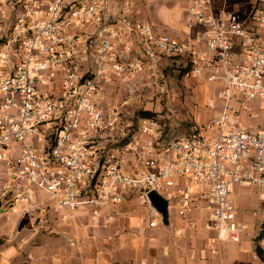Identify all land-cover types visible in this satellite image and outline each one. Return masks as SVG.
Returning <instances> with one entry per match:
<instances>
[{
  "label": "built area",
  "instance_id": "obj_1",
  "mask_svg": "<svg viewBox=\"0 0 264 264\" xmlns=\"http://www.w3.org/2000/svg\"><path fill=\"white\" fill-rule=\"evenodd\" d=\"M138 12L135 0H0V205L25 203L38 222L84 211L99 224L135 201L155 227V192L167 212L203 210L204 229L239 242L247 225L232 186H254L264 204V0L248 10L187 0L185 38L156 32ZM163 58L219 84L202 128L169 138L156 116L133 122L107 103L108 82ZM255 214L260 235L264 207Z\"/></svg>",
  "mask_w": 264,
  "mask_h": 264
},
{
  "label": "crops",
  "instance_id": "obj_2",
  "mask_svg": "<svg viewBox=\"0 0 264 264\" xmlns=\"http://www.w3.org/2000/svg\"><path fill=\"white\" fill-rule=\"evenodd\" d=\"M178 36H187L184 24ZM231 197L238 218L247 225L239 242L220 240L214 230L204 229L203 210L186 218L170 210L155 227H148L146 210L135 201L110 208L115 213L111 221L102 217L99 224L84 211L71 213L60 225L51 211L40 222L37 214L24 215L25 203L14 211L0 208V264H264V233L257 235L261 216L255 214L264 204L257 189L234 185ZM34 198L45 195L36 190ZM178 229L183 232L178 234Z\"/></svg>",
  "mask_w": 264,
  "mask_h": 264
},
{
  "label": "rangeland",
  "instance_id": "obj_3",
  "mask_svg": "<svg viewBox=\"0 0 264 264\" xmlns=\"http://www.w3.org/2000/svg\"><path fill=\"white\" fill-rule=\"evenodd\" d=\"M252 2L212 0L215 7L225 10H248ZM186 7L187 0H139L137 8L141 19L156 32L179 38ZM218 88V83L195 78L180 63L163 58L152 68H144L135 78L108 82L107 103L129 109L133 122L137 117L156 116L162 134L169 138L188 133L195 126L202 128L214 113L205 105L206 98L215 96ZM256 102L263 106L264 114V98ZM0 208L9 211L1 205ZM65 222L59 218L58 224L64 225Z\"/></svg>",
  "mask_w": 264,
  "mask_h": 264
},
{
  "label": "water",
  "instance_id": "obj_4",
  "mask_svg": "<svg viewBox=\"0 0 264 264\" xmlns=\"http://www.w3.org/2000/svg\"><path fill=\"white\" fill-rule=\"evenodd\" d=\"M148 196L151 201V204L158 211H160L162 218H166L167 217L166 201L161 196L156 194L155 192H150Z\"/></svg>",
  "mask_w": 264,
  "mask_h": 264
},
{
  "label": "trees",
  "instance_id": "obj_5",
  "mask_svg": "<svg viewBox=\"0 0 264 264\" xmlns=\"http://www.w3.org/2000/svg\"><path fill=\"white\" fill-rule=\"evenodd\" d=\"M262 233H264V230H263V232H262ZM262 233H261V234H262Z\"/></svg>",
  "mask_w": 264,
  "mask_h": 264
}]
</instances>
